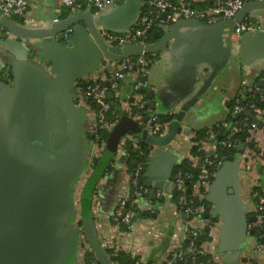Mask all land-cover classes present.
<instances>
[{
  "label": "crops",
  "instance_id": "obj_1",
  "mask_svg": "<svg viewBox=\"0 0 264 264\" xmlns=\"http://www.w3.org/2000/svg\"><path fill=\"white\" fill-rule=\"evenodd\" d=\"M29 1L27 19L39 24L24 25L21 18L18 22L15 19L18 17H15L9 31L6 30L8 33L1 34L5 35L3 37L0 35V157L3 154L22 163L34 164L35 157L20 153L9 139L15 126L20 99L28 91L27 86L33 85L37 78L50 85L60 86L75 109L73 114L76 116L82 146L79 170L71 184L70 201L74 211L67 217L57 219L55 226V240L68 234L72 238L70 249L59 264H85L84 253L91 250L88 243L83 244L77 234L83 196L90 197V216L105 250L112 249L115 242H119L120 250L130 252L142 263L164 264L171 261L179 243H183L180 237L190 219L172 201L171 186L164 191H157L153 200L149 198L152 187L141 185L147 189L146 196L152 208H141L150 214H140L136 218L131 226L130 237L126 236V229L111 220L120 198L129 196V173L137 166H132L130 161H139L140 147L144 144L142 141L135 143L139 133L134 131L137 126L142 127V114L136 108L134 115H130L129 111L135 104L142 102L147 107V113L157 117L171 115V120L181 119L179 133L165 147V151L176 158L175 170L183 159L198 166L200 156L192 152L193 146L197 145L198 150L207 156H216V144L207 140L196 141L197 131L225 121L234 101L248 89L243 81V63L251 64L254 71L251 79L264 72V34L250 36L235 57L229 54L226 44L214 30H204L194 25L180 26L167 48L154 53L155 58L146 74L138 77L144 92L135 91L133 81L119 84L114 94L118 105L112 119L115 121L114 134L111 136L109 133L106 142L93 147V135L90 134L94 110L88 102L82 101L79 89L93 80L105 84L117 71L114 60L106 59L105 64H102L101 58L89 62L88 52L94 51L91 42L93 34L102 25L96 15L90 17L82 12H76L79 14L75 16V13L70 12L68 17L62 18L59 0ZM192 1L203 3L206 0ZM72 15L76 20L72 22L69 38H59L57 32L60 33L65 26L63 21ZM248 16L264 27V7L251 9ZM83 40H86L84 51L87 57L75 54V48L78 47L75 43ZM69 42L72 44L69 45ZM73 60L86 64L83 68L72 70L68 65ZM53 68L55 71H52ZM142 77H145V81L141 80ZM149 90L153 91L150 96L147 94ZM151 104H155L154 109L150 108ZM253 114L255 120L245 114L250 122L247 141L253 142L258 150L255 152L245 146L241 154L231 156L230 162L227 158L229 166H221L207 186L195 182L191 188L195 198L207 202L205 217L214 219L209 232L210 239L204 241L201 248L213 256L218 264H264V251L259 250V245L264 246V233H258L255 221H251L255 217L256 206L253 191L257 187L264 189V111ZM117 133L122 136L115 153L111 155ZM111 137L113 141H110ZM91 151L92 160L99 159L98 168H94L92 162L89 163ZM210 152L213 154L210 155ZM133 153H138L137 157H133ZM118 155L121 163L114 161ZM143 172L140 175L142 181L145 180ZM98 176L92 190L91 184ZM151 182L154 183L153 180ZM225 182L228 184L225 185ZM74 198L79 202V208H74ZM154 213L155 216L151 215Z\"/></svg>",
  "mask_w": 264,
  "mask_h": 264
},
{
  "label": "water",
  "instance_id": "obj_2",
  "mask_svg": "<svg viewBox=\"0 0 264 264\" xmlns=\"http://www.w3.org/2000/svg\"><path fill=\"white\" fill-rule=\"evenodd\" d=\"M143 5L144 0H117L115 5L103 13L93 14L89 11L82 13L90 17L96 15L102 27L107 30L122 32L137 26ZM257 7H264V1L246 3L232 18L216 23L180 19L166 27L161 36L159 31H155L154 37L159 38L157 42L146 46L134 45L127 49L105 45L100 38L99 31L95 29L94 39L91 41L94 51L88 52L89 62L101 58L103 59L102 64H105L106 59L122 60L142 52H161L167 48L175 30L183 25L214 30L220 35L231 54L230 38L222 37L224 29H230L228 32L230 36L233 29L244 20L249 11ZM77 14L79 13L73 15ZM73 15L70 19L63 21L65 26L62 27L60 33L57 32L59 38H65L63 33L71 28L72 22L76 20ZM52 16L55 17L54 14ZM162 18H165V14H162ZM11 23L12 19L0 14V24L4 29L9 31ZM261 34H264V27L255 35ZM240 35L242 37L240 47L244 46L250 36H253L245 35L243 32ZM85 43L86 40L75 43L78 46L75 48V54L87 57L84 51ZM68 44L71 45L72 42ZM85 64V62L74 61L68 66L76 70L83 68ZM52 71H55V68ZM141 80L145 81V77ZM108 83L105 84L108 85ZM27 88L28 91L22 94L20 99L15 126L10 132L9 139L20 153L35 157V161L34 164H28L8 158L3 154L0 157V264H59L70 249L72 238L68 234L62 239L55 240V226L57 219L67 217L74 211L70 201L71 184L79 170L82 138L77 129L76 116L73 114L75 109L60 86L50 85L41 78H37L33 85ZM144 91V88L139 89V92ZM152 93V90L147 91L148 96ZM75 103L78 104V101ZM150 108L154 109L155 104H151ZM245 114L255 120L250 110H247ZM158 122L161 123V120L158 119ZM180 122L179 117L171 120L162 135L150 134L143 127L137 126L134 129L139 133L135 143L142 141L147 147L145 163L142 166L144 171L142 176L145 180L142 181L139 178L138 185L152 187L149 191V198L153 200L157 191H164L171 186L172 196L175 189L176 158L165 151V147L179 133ZM112 131L110 135L114 134ZM92 135L93 133L90 134ZM119 136L118 133L115 134L114 141L112 137L110 138V141L114 142L112 147L114 152L122 135ZM236 148L241 152L244 144L240 143ZM133 151L136 152L137 149L134 148ZM212 154L213 152H210V155ZM21 160L24 159L21 157ZM231 160L232 157L229 156L228 162ZM137 162L132 160L130 164L135 167ZM228 162L225 161L222 167H228ZM98 179L99 176L92 184L94 185ZM212 179L213 177L210 178ZM152 180L154 183L151 182ZM226 184L228 182H225ZM229 192L232 193V190L229 189ZM81 203H83L84 217L77 229L78 236L81 232L83 233L99 264H113L100 243L93 218L90 216V208L88 209L86 205V199ZM135 210L136 217L140 214H150L140 207H135ZM151 215L155 216L156 213ZM251 221H255V217H252Z\"/></svg>",
  "mask_w": 264,
  "mask_h": 264
},
{
  "label": "built area",
  "instance_id": "obj_3",
  "mask_svg": "<svg viewBox=\"0 0 264 264\" xmlns=\"http://www.w3.org/2000/svg\"><path fill=\"white\" fill-rule=\"evenodd\" d=\"M205 1V0H204ZM252 1H264V0H212V4L203 7H193L190 2L185 0H177L173 3L172 0H144L143 7L147 4L151 9L150 15L141 11L139 16L137 26L126 31L116 32L100 27L99 35L101 40L107 46H116L122 49H127L131 46H146L150 43L147 41V33L152 27H157L164 30L169 25L177 22L180 19H193L199 20L204 23H216L223 19L232 18L246 3ZM117 0H59V7L61 9L68 8L71 13L76 12H95L96 14L103 13L107 11L110 7L115 5ZM30 6L29 0H0V14L9 19H14L15 17L21 18L22 23L39 24L33 19H27V10ZM142 7V10H143ZM162 14H165V18H162ZM261 25L255 21L250 16L245 17L244 20L237 24L233 29V32L228 36L229 28H225L222 37L224 39L230 38L231 40V56H238L239 47L241 44V33L245 35H255L261 30ZM72 32L71 28H68L63 33L64 37H68ZM3 33H8L6 29L0 24V35ZM154 55V53H150ZM156 54V53H155ZM152 59L146 56L145 52L138 54L136 57H128L122 60H114L113 64L116 65L117 71H114L112 78L109 79L108 85L100 81L93 80L87 82L85 87L79 89L81 94V99L83 102H88L89 100L94 101L98 105V109L94 110V121L91 132L94 134L97 129H103L104 131L110 133L115 126L114 120L107 119V113L110 111V103L106 100L107 95L112 92L115 94L119 88V84L124 81H133V87L135 91L142 87V83L138 77L144 76L147 71V66L151 63ZM250 63H243V81L247 86L248 90L260 91L264 94V88L260 89L258 86L254 85L250 76L253 74V70ZM114 67V66H113ZM112 67V69H113ZM134 79H131L133 78ZM254 77V75H253ZM264 83V72L262 73L261 79ZM244 100V96L240 97L235 101L231 115L241 113L246 108V105H241ZM249 109L254 110L256 114H261L264 110H261L255 106L254 103L248 105ZM134 108L142 109L144 108V103L140 102L135 104L132 109H130L129 114L134 115ZM143 118V119H142ZM141 125L150 134L162 135L167 128V123H159L157 116L154 114L147 113L146 116L141 115ZM225 127L229 130L228 136H232L238 131L236 126H232L227 122L223 121L213 126L207 127V141L214 143L217 135L215 127ZM97 139V137H96ZM94 142V143H93ZM93 147H96L99 143L93 140ZM98 143V144H97ZM222 145L230 147L232 142L222 141ZM146 152L140 150L139 161L137 166L133 171L129 173V196L121 197L117 203L116 209L111 214V220L125 227L126 236L130 237L131 226L136 221V211L131 208L126 209L127 204L131 207L147 208L150 210L152 208L151 201L146 196L147 189L138 185V180L142 172V166L145 163ZM92 151L90 152L89 163L92 162ZM120 155L116 157L114 161L119 160ZM126 158V157H125ZM124 156H122V160ZM211 164L209 159H205L199 165V175L196 184L200 186H207L210 178L215 174L211 173L207 168V165ZM222 162H219L218 167L221 166ZM175 189L179 191V197L175 206L180 210L179 205H187L184 212L190 217L189 221L186 222V228L181 235V240L183 242L190 239L189 245L184 247L183 243H179L177 247L176 255L179 259L184 257L188 258V264H218L214 260L213 256H210L206 261H199L196 259V255L207 254L201 247L199 248L194 244V240L197 235L201 234L203 229L212 224L208 217H205V207L201 204L194 205L193 198L195 196L191 193L190 199L186 195V186L184 183V177L180 172L175 174ZM264 190V189H263ZM253 196L257 199L256 206L254 209L255 225L259 228L264 227V195L253 191ZM77 208H79V202H77ZM194 219V220H193ZM212 226V225H211ZM211 228V227H210ZM79 236L82 239V243L86 242L83 233L81 232ZM121 244L115 242L112 248L115 252L120 250ZM259 250L264 251V246L259 245ZM130 253V252H129ZM91 264H96L92 261ZM113 264H115L113 262ZM134 264H142L141 260L138 259ZM166 264H174L173 261H166Z\"/></svg>",
  "mask_w": 264,
  "mask_h": 264
},
{
  "label": "trees",
  "instance_id": "obj_4",
  "mask_svg": "<svg viewBox=\"0 0 264 264\" xmlns=\"http://www.w3.org/2000/svg\"><path fill=\"white\" fill-rule=\"evenodd\" d=\"M172 1H173V3H175L177 0H172ZM185 1L190 2L193 7H203V6L211 4L210 0H206L203 3H195L192 0H185ZM142 11L145 13H148L150 15L152 9L146 4L143 7ZM70 14L71 13H70V10L68 8H63L60 16L62 18H66ZM15 19L18 20V22H20V18H15ZM155 31H159L160 36L164 33V30L159 29L157 27H152L147 33V41L150 44L157 42L159 39L158 37L157 38L154 37ZM137 55H133L132 57H136ZM146 56L149 57L150 59L155 58V55H152L150 53H146ZM148 66H147V68H148ZM261 76H262V74L259 76H256L252 82L254 83V85L258 86L260 89H263L264 83L260 80ZM86 84L83 85V87H85ZM103 85H104V83H103ZM243 96H244V100L241 102V105H243V106L246 105V108L244 109V111H242L241 113H237L235 115H231V113H230L225 120V122H227L228 124H230L232 126H236L238 128V131L229 137L228 136L229 130L227 128L222 127V126L215 127V131H217V135H216V138L214 140V143L216 144V147H217V155L216 156H207L204 153H202L201 151H199L198 146L196 145V146H193L192 152L194 154H198L200 156V161L198 163V166H193L191 164V162L188 161V159L181 160V162L177 165V169H176L177 171L176 172H180L184 177V183L186 186V195L188 196L189 199L191 198L190 197L191 188H192L193 184L195 183V181L197 180L199 172H200L199 165L205 159H209L211 161V164L207 165V168L209 169V171L211 173L214 174L223 165V163L227 160V158L229 156H234L236 154L242 153V151L239 152L236 148L238 144L243 143L244 147L247 146V147L251 148L252 150H254L255 152L258 150L253 142L247 141L248 137H249L250 122H249V120L246 119L245 112L247 110H250L248 107V105L250 103H254L257 108L264 110V94L260 91H252V90L246 89L245 92L243 93ZM106 100L110 103V106H111L110 111L107 113V119L112 120L114 112H116L117 108H118L117 100L114 98V94L112 92H110L107 95ZM88 103L90 104V106L93 110L98 109V105L94 101L89 100ZM234 104H235V101L231 106V111L233 110ZM250 111L252 113H255L254 110H252V109ZM137 112H140L142 115L146 116L148 110H147V107L144 105V108L137 109ZM158 119L161 120V123H169L172 119V116L171 115L159 116V117H157V120ZM96 137H97V139H96ZM92 138H93V140H96V142H98V143L106 142L109 139V133L104 131L103 129H97L96 132L93 134ZM206 138H207V129H201V130L197 131V135L195 138L196 141L199 142L202 140H206ZM222 141H230V142H232L233 145L230 147L224 146L221 144ZM140 150H142L144 152L147 151L146 145L141 144ZM114 153L115 152L113 151L111 153V155ZM133 154H132L133 157L134 156L137 157V155H138V153H136V155L135 154L133 155ZM219 162H222V164H221V166L218 167L217 164ZM99 163L100 162H99L98 158H93L92 165L94 166V168H98ZM108 168H109V166H108ZM91 185H92L91 189L93 190L94 185L93 184H91ZM255 191L264 195V190L262 189V187L255 188ZM179 194H180L179 191L174 189L172 197H171L173 202L177 203ZM81 199H82L81 201L86 199V201H87L86 205L89 209L90 205H91L90 197L89 196H83ZM193 201L194 202H192V203H194V205L202 203L204 205L205 209L207 208V202L205 199L199 200L197 198H193ZM256 201H257V199H256ZM80 206H81V211H80L81 212V218L78 222L79 226L81 225L82 217H84V213H83V209H82L83 203L80 202ZM186 207H187V205H179V208L183 212L186 209ZM129 208H131L132 210H135V207H131L128 204L126 206V209H129ZM209 219H210V222H212V224H213L214 219H211V218H209ZM211 225L205 227L203 229V231L201 232V234L197 235L196 239L194 240V244L197 245L199 248L201 247V244L204 241H207L210 239L209 232H210ZM122 228H125V227L122 226ZM257 232L262 234V233H264V229L258 227ZM189 242H190V239L185 240L183 242V246L184 247L188 246ZM106 252L109 255L112 262H114L115 264H134L135 261L138 260V257H134L129 252L124 251V250H118L115 252L113 249H106ZM209 257H210L209 254L196 255V259L199 261H206V259H209ZM84 259H85V264H91L92 261H95L96 264H99L91 250L85 251ZM170 260L173 261L174 264H188V258H186V257H184L183 259H179V257L177 255H174V256H171ZM142 264H149V263H142ZM164 264H166V263H164Z\"/></svg>",
  "mask_w": 264,
  "mask_h": 264
},
{
  "label": "rangeland",
  "instance_id": "obj_5",
  "mask_svg": "<svg viewBox=\"0 0 264 264\" xmlns=\"http://www.w3.org/2000/svg\"><path fill=\"white\" fill-rule=\"evenodd\" d=\"M74 192H75V189H74ZM74 199H75V201L73 202V203H74V206H75L74 208H77V205H78V203H77V202H78V201H77V199H76V198H74Z\"/></svg>",
  "mask_w": 264,
  "mask_h": 264
}]
</instances>
